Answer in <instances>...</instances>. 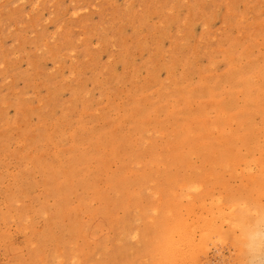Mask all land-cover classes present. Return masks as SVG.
<instances>
[{
    "label": "rangeland",
    "instance_id": "374dc122",
    "mask_svg": "<svg viewBox=\"0 0 264 264\" xmlns=\"http://www.w3.org/2000/svg\"><path fill=\"white\" fill-rule=\"evenodd\" d=\"M262 245L264 0H0V264Z\"/></svg>",
    "mask_w": 264,
    "mask_h": 264
},
{
    "label": "bare ground",
    "instance_id": "6f19581e",
    "mask_svg": "<svg viewBox=\"0 0 264 264\" xmlns=\"http://www.w3.org/2000/svg\"><path fill=\"white\" fill-rule=\"evenodd\" d=\"M77 131V130H76ZM68 135V134H67ZM262 219V218H261ZM205 220V219H204ZM201 222V221H200ZM208 225H210V224H208ZM179 228V227H178ZM214 229V228H213ZM219 230H221V229H219ZM229 230H230V228H229ZM177 231V230H176ZM213 231H216V230H213ZM212 231V232H213ZM216 232H219V231H216ZM243 233H244V235L247 237V241H246V243L248 242V243H250V247L253 245V241H252V237H251V234L250 233H248L247 231H244L243 230ZM187 234H188V232H187ZM243 236V235H242ZM188 237V236H187ZM183 239V238H182ZM184 239H186V238H184ZM191 239V238H190ZM192 241V240H191ZM232 243V242H231ZM243 243V242H242ZM248 243H247V245H248ZM175 244V243H174ZM201 244V243H200ZM175 247V246H174ZM193 247V246H192ZM179 252V251H178ZM202 252V251H201ZM180 254V253H179ZM182 256V255H181ZM205 259V258H204Z\"/></svg>",
    "mask_w": 264,
    "mask_h": 264
},
{
    "label": "clouds",
    "instance_id": "9594fccd",
    "mask_svg": "<svg viewBox=\"0 0 264 264\" xmlns=\"http://www.w3.org/2000/svg\"><path fill=\"white\" fill-rule=\"evenodd\" d=\"M262 246H264V245H262Z\"/></svg>",
    "mask_w": 264,
    "mask_h": 264
}]
</instances>
